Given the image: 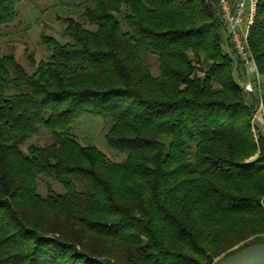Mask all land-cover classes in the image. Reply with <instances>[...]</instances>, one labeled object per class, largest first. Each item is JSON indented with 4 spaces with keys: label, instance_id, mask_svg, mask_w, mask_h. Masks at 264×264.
Returning a JSON list of instances; mask_svg holds the SVG:
<instances>
[{
    "label": "trees",
    "instance_id": "16d2710c",
    "mask_svg": "<svg viewBox=\"0 0 264 264\" xmlns=\"http://www.w3.org/2000/svg\"><path fill=\"white\" fill-rule=\"evenodd\" d=\"M21 1L0 0V26ZM78 18L64 40L41 33L31 73L0 54V264H215L264 243L259 96L234 76L218 0H89ZM249 42L264 89V0ZM85 114L123 160L80 141ZM41 129L52 141L24 151Z\"/></svg>",
    "mask_w": 264,
    "mask_h": 264
},
{
    "label": "rangeland",
    "instance_id": "374dc122",
    "mask_svg": "<svg viewBox=\"0 0 264 264\" xmlns=\"http://www.w3.org/2000/svg\"><path fill=\"white\" fill-rule=\"evenodd\" d=\"M89 0H25L17 4L16 14L13 21L0 26V54L13 53L16 59L27 69L33 72L35 68L30 64L29 54L34 55L35 61L47 60L49 51L42 43L41 33L45 32L53 35L59 40H64L63 30L67 25L66 18L69 16L80 18L85 3ZM78 18V19H79ZM87 26H90L86 23ZM224 50H227V35L223 28ZM234 55L231 50L228 52ZM234 60V59H233ZM149 61L154 74L159 73L157 58L150 55ZM234 76L240 86L246 81L254 82L253 76L244 71L240 62L234 60ZM203 75L202 71H199ZM261 94L264 93L263 77L261 76ZM246 92V91H245ZM247 93V92H246ZM263 99V98H262ZM258 97V105L260 104ZM260 128L264 133V121H259ZM109 123L100 116L85 114L73 125V132L84 144L92 143L101 149L107 156L114 160H123L124 153L117 154L116 150L111 149L106 142L105 134ZM257 139V135L254 134ZM52 141L51 133L45 129L30 138L22 146L24 151L32 143L44 144ZM40 189L45 193L46 179L40 180ZM57 189H61L57 184Z\"/></svg>",
    "mask_w": 264,
    "mask_h": 264
},
{
    "label": "built area",
    "instance_id": "2783aa9c",
    "mask_svg": "<svg viewBox=\"0 0 264 264\" xmlns=\"http://www.w3.org/2000/svg\"><path fill=\"white\" fill-rule=\"evenodd\" d=\"M258 0H218V11L223 23L233 59L242 64L244 71L253 76L254 82L246 81L242 88L248 93L257 92L260 98L254 121H264V103L261 94V74L250 47V28L257 12Z\"/></svg>",
    "mask_w": 264,
    "mask_h": 264
},
{
    "label": "water",
    "instance_id": "95a60500",
    "mask_svg": "<svg viewBox=\"0 0 264 264\" xmlns=\"http://www.w3.org/2000/svg\"><path fill=\"white\" fill-rule=\"evenodd\" d=\"M215 264H264V243L251 244Z\"/></svg>",
    "mask_w": 264,
    "mask_h": 264
}]
</instances>
